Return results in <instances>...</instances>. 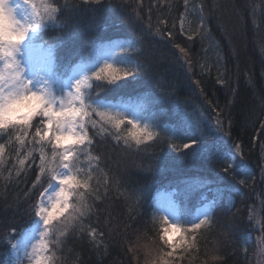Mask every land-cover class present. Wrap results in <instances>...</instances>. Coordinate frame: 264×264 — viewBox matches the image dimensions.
<instances>
[{
    "label": "snow or ice",
    "instance_id": "6c2138e0",
    "mask_svg": "<svg viewBox=\"0 0 264 264\" xmlns=\"http://www.w3.org/2000/svg\"><path fill=\"white\" fill-rule=\"evenodd\" d=\"M181 3L182 15H192L196 20V26L192 28L195 36L189 35L188 41L199 37L201 51L206 56L208 49L203 47V42L211 36V30L207 27L205 12L212 14V10L220 5L210 6L206 0H200L198 5L190 4V0H181ZM173 6L163 0L161 7V0H157L155 10L169 11ZM141 8V4L130 0H40L39 3L37 0H16L15 3L0 0V176L6 170V154L10 161L14 158L10 167L15 170L18 182L33 173L31 187L24 195L28 205L24 211L32 219L38 217V223L42 225L37 242L30 243L24 231L9 223L4 240L17 253L15 264H24L25 259L28 264H57V261L78 264L80 253L70 247V243H88L100 251L97 239L113 234L125 253H131L130 261L139 260L138 253L143 250L144 264H173L178 249L182 253L181 259L184 254L199 252L201 241L207 244V236L213 233L217 234L218 242L214 244L210 259L213 264H226L221 249L224 246L235 249L242 244L238 236L248 227L256 226L254 206L249 209V223L242 225L239 210L232 211L235 204L221 209L218 199L209 201L195 217L180 208L171 197L163 205L146 212L142 192L147 185L129 192L124 176L107 166L112 154L121 156L171 146L174 150H185V157H203L220 169L224 178L243 177L238 183L245 187L250 188L253 180L244 146L233 142L234 151L227 154L221 147L224 136L231 138V112H225V108L234 107L233 101L238 95L231 87V73L223 52L215 53L218 73L215 83L228 88L230 97L221 108L219 103L213 105L205 95L207 83L201 86V80H193L194 62L202 79L206 71L199 54L193 56L187 42L183 47L175 43L172 28L151 23L154 11L151 4L147 8V17L141 15ZM101 11L111 12L122 23L140 25L142 32L160 36L178 48L179 53L145 56L141 48L124 46L118 41L105 43L99 35L86 38L87 32L81 30L84 16ZM100 26L97 21L94 29ZM53 31L57 34L45 40L47 33ZM216 47L219 49L220 45L217 43ZM36 50L38 55L34 54ZM66 50L80 62L66 61ZM261 52L264 55V46ZM232 55L239 60L235 48ZM164 60L179 64L193 92L198 91L204 103L215 111L214 120L205 116L204 108L197 105L199 115L193 116L191 126L178 122L174 133L166 129L156 131L161 124L154 115L149 117L148 114L156 102L183 104L185 111L195 103L188 97L181 101L173 81L157 78L156 67ZM73 64L75 68H72ZM66 69H71L72 75L64 79ZM145 77L152 79L154 92L151 95L139 102L137 99L124 104L111 102L110 94L139 83ZM256 119L264 120V97L261 114ZM260 127L264 129V123ZM177 140L181 141L179 146ZM9 145L14 147L11 153H6ZM257 147L264 158V139ZM29 160L32 163L39 161L35 169L25 167ZM102 164L107 170L101 168ZM151 170L149 166L147 171ZM99 176L104 177L103 184ZM12 178L9 170L4 179ZM259 180L264 184V165L260 166ZM121 188L125 189L123 193ZM113 190L121 196L122 213L115 212ZM7 203L4 200V204ZM19 207L17 203V209ZM102 216L105 229L100 228ZM148 225L155 227L157 239L170 250L165 252L141 244V233ZM259 228L264 233V221L260 222ZM220 229L222 231H218ZM132 232L137 234V239L129 247L125 241ZM22 239L23 257L19 255ZM261 243L264 245V236ZM261 251L264 252V247ZM114 264L122 262L115 261ZM202 264L209 262L205 260Z\"/></svg>",
    "mask_w": 264,
    "mask_h": 264
},
{
    "label": "trees",
    "instance_id": "16d2710c",
    "mask_svg": "<svg viewBox=\"0 0 264 264\" xmlns=\"http://www.w3.org/2000/svg\"><path fill=\"white\" fill-rule=\"evenodd\" d=\"M39 2L40 0H37V3ZM130 2L141 4V15L145 17H147V8L151 4L154 9L151 23L165 29L172 28L174 33L172 39L175 43L183 47L187 42L191 45L192 55L199 54L200 63L206 65V71L202 79L200 69L194 62L191 73L193 80H201V86L207 83L205 95L213 105L219 103L221 108H224L230 97L228 88L223 84L215 83L218 75L215 53L218 50L223 52L227 68L231 73L229 76L231 87L236 89L238 95L233 101L234 107L225 108V112H231V138H228L227 135L224 136L221 147L223 153L227 154L234 151L233 142L244 146L243 151L249 160L248 170L252 173L253 180L250 181V188L245 187L238 183V180L243 177H237L236 180L224 178L220 169L215 168L203 157H185L183 155L185 150L182 148L174 150L171 146L155 147L141 153L121 156L112 154V159L108 161L107 166L112 168L113 172L124 176L129 192L147 185V188L142 192L145 198L144 210L146 212H150L152 207L157 206V197L161 192H171L179 207L188 210L193 217L208 200L218 199V207L221 209H226L234 203L235 208L232 211L239 210L243 217L242 225L249 223L247 219L249 209L254 206L253 210L257 217L254 222L256 226L248 227L238 236L242 244L235 249L224 246L221 251L225 255L226 264H264V252L261 251V248L264 247L261 243L264 233H261L259 228L260 222L264 221V203H262L264 202V184L259 180L260 166L264 165V158H261L260 150L257 147L264 139V129L260 127L264 120L256 119L261 114L262 97H264V55L261 52V47L264 46V0H206L210 6L220 5V8L212 10V14H209L207 10L205 12L207 27L211 30V36L205 38L203 42V47L208 49L206 56L201 51L202 45L199 37H195L194 41H188L189 35L195 36L192 28L196 26V20L192 15L187 17L182 15L181 0H168L174 5L173 8L160 12L155 10L157 0H130ZM199 3L200 0H190V4L198 5ZM161 7H163V0H161ZM177 9L179 10L177 11ZM97 21L101 26L94 29ZM145 23H148L147 19ZM81 30L87 32L86 38L89 39L99 35L105 43L122 41L132 47L141 48L145 56H159L160 53L175 56L179 53L178 48L173 47L160 36L142 32L140 25L122 23L115 15L107 11L95 14L87 13L82 20ZM56 34L54 31L48 32L45 40ZM230 39L231 44H229ZM217 43L220 45L219 49L216 47ZM233 48L239 53V60L232 55ZM64 59L66 61L75 59L76 63L80 62L79 59L72 57L71 52L67 50ZM74 66L75 64L72 65V68ZM71 71V69H66L63 78L66 79L67 76H70ZM156 74L157 78L163 77L165 81L175 83L181 101L186 97L195 101L187 107V111L183 104L177 105L167 101H158L152 105L148 110L149 117L154 115L161 124V127L156 131L166 129L170 133H174L178 122L191 126L193 116L199 115L197 105L204 108L205 116L214 120L215 111L204 103V98L198 91L193 92L185 78L186 73L178 63L174 64L171 60L160 61L156 67ZM153 92L152 79L145 77L139 83L129 84L118 92L110 94V99L114 104H124L131 99H137L139 102L140 99H145ZM227 131L226 128L225 132L227 133ZM176 143L179 146L181 141L177 140ZM13 147L14 145L6 146V153H11ZM4 160L6 170L3 176H0V205H3L0 207V264L8 262L11 256V247L4 240L9 231V223L11 222L17 229L25 232L32 228L37 220V218H30L24 211L28 207L24 195L31 187L33 173H29L27 179H21L18 182L15 179V170L10 167L11 163L15 162L14 158L10 161L6 154ZM113 161L117 163L114 164ZM38 163V160L35 163L29 160L25 167L35 169ZM149 166L152 168L151 171H147ZM101 168H105V165L102 164ZM9 170L12 171L13 178L5 180L4 177L8 176ZM105 170L107 169L105 168ZM99 179L103 184L104 177L99 176ZM186 188L189 191L186 192ZM124 191V188L120 189L121 193ZM111 196L115 212L122 213L119 204L121 196L115 190L111 192ZM205 197L206 199H204ZM4 200H7V205L4 204ZM17 203L20 205L18 209ZM145 219H148L147 215ZM54 227H56L55 224ZM105 227V220L102 216L100 228L105 229ZM218 231H222V229ZM136 239L137 234L132 232L125 243L132 247ZM140 242L157 250L162 249L165 252L170 250L157 239L156 229L152 225H148L141 233ZM217 242L216 233L208 235L207 244L201 241L199 252L193 251L184 254V258L181 259V250L176 251L173 256V264H202L205 260L209 264H213L210 256L214 244ZM97 244L100 246V251L94 250L88 243H70L69 246L80 253L78 264H114L115 261L122 262V264H144L143 250L138 253L139 260L130 261L131 253H125L124 247L115 234L106 235L103 239L98 238ZM57 264L60 262L57 261Z\"/></svg>",
    "mask_w": 264,
    "mask_h": 264
},
{
    "label": "rangeland",
    "instance_id": "374dc122",
    "mask_svg": "<svg viewBox=\"0 0 264 264\" xmlns=\"http://www.w3.org/2000/svg\"><path fill=\"white\" fill-rule=\"evenodd\" d=\"M9 2H12V0H9ZM13 2L15 3L16 0H13ZM120 43L124 44V46H129V44H127V43H124V42H120ZM115 50L117 52H119V48H116ZM34 54L38 55L39 54L38 50H36ZM70 75H72V72H71ZM169 197H171V199L174 200L177 203V201L175 200L174 195L171 192H161L158 195V197H157V206L163 205L169 199ZM209 201H212V199L206 201V203L196 211L195 216H198L200 214V212L204 209L205 205ZM177 205L179 206L178 203H177ZM38 220H39V218L37 217L36 224L32 228H30V229H28L27 231L24 232L25 233V238H27L30 243H36L37 242V240L39 238V232L42 230V225H40L38 223ZM21 243H22V247H21V251H20L19 255L21 257H23V243H24L23 239H22ZM29 251H30V249H29ZM16 258H17V253H15V252H13L11 250V256H10V259L7 262V264H15ZM24 264H28L27 259L24 260Z\"/></svg>",
    "mask_w": 264,
    "mask_h": 264
}]
</instances>
